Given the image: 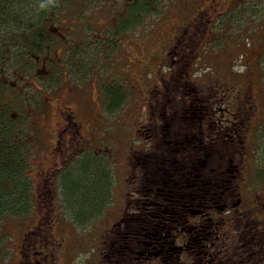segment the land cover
Segmentation results:
<instances>
[{
	"label": "flooded vegetation",
	"instance_id": "obj_1",
	"mask_svg": "<svg viewBox=\"0 0 264 264\" xmlns=\"http://www.w3.org/2000/svg\"><path fill=\"white\" fill-rule=\"evenodd\" d=\"M163 1L121 0L124 12L118 18L123 21L120 27L132 19V8L142 14L150 8L158 9ZM186 4L193 7L192 16L188 14L180 22L175 39L159 43L157 50L162 54L155 66L158 80L151 82L148 89L143 87L144 94L142 91L139 98V102L144 99L149 119L142 121L139 110L133 111L130 96L127 104L113 113L121 124L133 126L131 130L137 137H127L120 167L122 183L114 186L115 196L104 211L102 226L106 236L97 250V264H215L214 241L220 242L226 235L233 240V230L227 228L231 219L242 215L240 208L256 192V197L264 192V187L254 183L258 171L253 163L258 122L264 120V111L258 109L251 80L239 82L230 72L195 81L181 63L195 53L207 26L224 15L227 0H188ZM95 15L98 19L102 13ZM78 19L85 35L77 41L70 36L72 27L68 25L72 22L66 14L51 20V24L66 25L68 35L51 26L58 35L53 33L56 38L47 55L36 57L40 72L56 67L64 73L65 95L76 107L64 105L57 109L63 121L54 123L55 136H46L55 137L53 154L46 157L51 163L40 169L34 180L36 215L24 225L29 227L22 230L11 264H63L67 253L59 246L66 239L56 238L53 232L59 223L56 206L60 203L55 199L58 177L62 168L86 149L108 151L96 142L100 123L93 94H86L72 83L90 73L102 53L94 22L84 16ZM115 51L107 50L105 56L113 59ZM173 53H178L179 59L169 61ZM120 82L130 88V93L137 84L133 74L127 79L120 77ZM161 84L162 88L158 87ZM125 113L130 118L128 122L120 119ZM47 115L43 113V118ZM229 144L243 149L240 159L224 157V146ZM43 205L46 209L39 212L38 206ZM59 211L64 214L61 206ZM30 236L35 239L26 246ZM76 249L71 246L72 251ZM40 254V259L32 258ZM66 264L72 263L69 260Z\"/></svg>",
	"mask_w": 264,
	"mask_h": 264
},
{
	"label": "trees",
	"instance_id": "obj_2",
	"mask_svg": "<svg viewBox=\"0 0 264 264\" xmlns=\"http://www.w3.org/2000/svg\"><path fill=\"white\" fill-rule=\"evenodd\" d=\"M187 1L179 0V3L173 1L169 7L163 1L158 9L150 8L142 14H138L136 9L132 8V19L120 27L123 21H119L118 18L124 12L121 0H117V3L116 0H101L99 3L95 0H0V227L8 216L23 215L35 208L37 211L38 198L34 184L35 178H32L29 173L30 158L32 156L30 125L34 116L36 118L35 124L41 129L42 126L38 117L39 115L44 117L43 113L45 112L49 114L50 109L42 107L38 111L40 112L39 115L36 116L34 112L38 103L37 97L28 98L25 93L20 91L18 84H15L18 81L15 80L14 73L23 72L26 76L37 79V74H40V65L36 64L40 63H37L36 57L42 58L47 55L46 52L50 51V43L56 38L50 30L51 20H56L66 14L72 22L68 26L76 25V31L80 34L75 37L73 35L74 31H71L73 38L77 40L85 35L80 22L78 23V18L84 16V18H89L94 22L95 32L98 33L99 37V48L102 53L100 52L92 71L84 73L79 80L76 78L77 81L73 80L72 83L78 85L86 94H93L97 103L99 119L105 127L104 121L109 122L118 119L113 113L118 112L127 104L128 96H130L128 99L133 102L131 105L133 111L138 112L139 110L142 121L148 120L150 114L146 110L144 99L139 102V98L141 92L143 91L144 94L146 87L148 89L150 83L156 80V68L152 71L154 78H152L153 76L151 78L146 77L142 72L137 71L133 74L134 81L137 84L133 85V91L130 93V88L125 87L120 82V77L112 75L108 71V62L112 60V57L105 56L106 51L116 49L113 52L114 58L120 57L122 60L127 61L126 57L130 53L128 49L130 38L136 36L139 29L144 30L151 18L156 13H160L161 10H165L166 7L169 12L156 22L154 27L156 34L152 35V39L160 40L159 43L165 42L169 38V40L175 39L174 35L177 36V32H180L178 31L181 25L180 22H184L188 14L192 16L193 7H188ZM180 7L187 8L189 11L183 18L175 22L174 13L170 10ZM254 11L259 13L258 9ZM95 13H102V15L96 19ZM169 15L172 16L171 19ZM209 26H207V36L204 43L200 44L198 42L194 52L198 49V52H200L201 48L204 49L205 44L210 40L218 44L224 41H220V37L216 35V32L212 33V27ZM97 27L99 31H97ZM214 36L216 38L212 39ZM58 38L62 39V36H58ZM159 43L156 45V50L160 47ZM245 43L248 45L247 42ZM132 44L135 45L137 50H142L143 45L148 46V41L145 39ZM203 49L201 52H204ZM220 59L223 58L220 57ZM234 59L230 58L229 63H227L230 67L234 65H231ZM236 61L237 58L235 63ZM196 62L197 58L194 65ZM245 62H247L246 58ZM189 64L190 60L187 62V65ZM244 67L247 68L248 63H245ZM137 70L143 71L144 66L137 65ZM223 70L219 69L217 71ZM247 70L248 75L251 76L249 77L250 80L256 78L259 71L262 73L261 78L264 77V52L260 57V64H257V66L255 64L251 65ZM61 72V70L53 67L50 72H41L43 74H41V77L46 74L52 78L53 80L50 82L52 85L47 84L52 87L59 84L60 81L63 84L66 83L65 75ZM230 72L232 71L219 72L218 74ZM161 76L163 77V75ZM108 79H111L112 82H108ZM29 84L31 85V81ZM32 86L34 85L32 84ZM158 87L162 88V84ZM182 94L185 95L186 92H182ZM22 98L25 101H35V104L21 106L19 102ZM110 116H114V119L111 120ZM244 117L243 121L246 120V115ZM234 121L237 122L235 119ZM131 128L127 124L126 132L133 137H137ZM113 131V135L117 136L119 134L118 129ZM258 135L257 131L254 153L260 146L257 142ZM237 152H240V157L239 154L238 157L236 156ZM242 153V148H232L231 144L224 146V157L240 159ZM111 156L110 152L106 150L94 152L86 149L83 153L74 157L70 165L62 168L57 181L55 199L60 203L70 229L74 227L88 228L97 223L99 219H101L100 225H103L104 211L115 196V166L112 163ZM253 163L258 171L254 183L264 187L263 143L262 153L258 158H253ZM139 170H141L140 167ZM257 194L258 192L248 199V204L240 208L243 211L242 215L237 214V217L231 219L232 224L227 226L229 230H233V240H230L229 235H226L220 242L214 241L215 247L212 249L215 251V264H264V192L256 197ZM116 195L118 196V191H116ZM247 209L249 212L246 211ZM236 222L237 226L234 227ZM224 232H226L225 229ZM105 236L106 233H104L103 238ZM1 240L6 241L7 236L2 237ZM102 240L98 244V252ZM219 244H222V246ZM197 260L199 259L196 258Z\"/></svg>",
	"mask_w": 264,
	"mask_h": 264
},
{
	"label": "rangeland",
	"instance_id": "obj_3",
	"mask_svg": "<svg viewBox=\"0 0 264 264\" xmlns=\"http://www.w3.org/2000/svg\"><path fill=\"white\" fill-rule=\"evenodd\" d=\"M174 0H164L167 7L171 6ZM179 3V0L177 1ZM164 5V6H165ZM239 5H242L239 7ZM161 10L160 13H156L154 17L151 18V21L145 26L144 30L138 31L136 36L130 38L129 44V54L127 55V61L122 60L120 57L113 58L108 62V71L112 75L119 76L122 79H127V75L134 74L135 72H142L146 77L153 76V69L155 68L158 60V56L162 54L161 51L156 50V45L160 40L152 39V35L156 34L154 29L156 22L160 20L166 13L169 11ZM253 8V9H252ZM226 12L222 16H218L214 24L210 25L212 27V33L216 32V35L220 37L222 43H213L209 41L205 44V48H201L200 52L198 50L195 53H191L190 57H187L186 61L181 62L184 64V70L190 75L195 81H204L211 74H218L219 72L232 71L236 78L240 80H246L249 78V72L247 68L251 65L257 66L260 64V57L262 52H264V0H227L225 6ZM255 9L259 10V13H255ZM189 9L187 8H175L171 9L170 12L174 13L175 22L178 19L183 18ZM212 16V15H211ZM213 19V16H212ZM52 27H57L65 35L67 34L66 25H57L52 23L50 25V30ZM73 35L78 37L79 34L76 31V25L72 24ZM52 32V30H51ZM57 34V32H52ZM72 39V32L70 33ZM206 34L201 38L200 44L204 43ZM216 38L214 36L212 39ZM147 39L148 46H142V50H137L133 42L143 41ZM77 41V39H74ZM248 45H246V43ZM75 49L78 48L76 44ZM202 49L204 52H201ZM200 53V55H198ZM203 54V55H202ZM206 55V56H204ZM244 55V56H243ZM222 57L223 59H220ZM197 58V62L194 65V62ZM230 58H235L234 64L230 67L229 63ZM237 61L235 63V60ZM245 58L246 61L245 62ZM174 59H179V54L173 53L168 57L169 61ZM190 60V66L187 65V62ZM245 63H248V67H244ZM236 64V65H235ZM137 65H143L144 70H137ZM178 66V65H177ZM193 67V68H192ZM205 71L207 68H209ZM260 68V67H259ZM219 69H224L223 71H217ZM62 73V72H61ZM108 73V72H107ZM40 74H37V79L31 76H26L25 73L19 72L14 73L15 80L18 81L15 84H18V87L22 93H25L28 98L37 97L38 103L36 104V110L34 114L39 115L41 108L46 107L49 110V116L43 118L39 115L40 124L42 126L39 129L38 125L35 124L36 118L33 116L30 130H31V144H32V156L30 158V168L29 173L32 178H35V175L38 174V171L42 168L48 166L51 162L46 159L53 153L51 149L55 145V137L48 138V134H53L55 136L54 123L59 120L62 123V119L58 118V107L64 105L76 107L75 102L70 101L66 95L65 91L67 84L60 81L59 84L53 85L50 87L47 84L52 85V78L44 74L41 77ZM63 74V73H62ZM228 74V73H227ZM43 75V74H42ZM156 78L158 74L155 72ZM229 75V74H228ZM262 73L259 71V75L256 78L252 79L250 82L252 84V89L255 92L254 97L256 103L258 104V109L264 111V77L261 78ZM153 78V77H152ZM11 79V77H9ZM111 79H108V82ZM233 82H237L231 78ZM31 81V85L29 84ZM32 84L34 86H32ZM91 90V89H90ZM260 98V100H259ZM48 102V104H47ZM263 107H262V104ZM22 105H33L35 101H25L23 98L19 102ZM45 105V106H44ZM31 110V108H30ZM38 112V113H36ZM264 116V113H263ZM111 120L114 119V116H110ZM123 122L129 121V116L125 113L121 115L120 118ZM252 121V120H251ZM100 125V134L96 137V142L100 143L101 147L107 149L111 154L112 163L116 167V180L120 184L122 183V174L120 172V167L123 164V155L127 148V137L125 127L126 125L121 124L119 119L113 121L103 122L99 119ZM258 122V138L257 142L259 147L255 153V157L258 158L262 153V143L264 144V122ZM120 130L119 137H116L114 134V129ZM38 138V139H37ZM39 138H42L39 140ZM262 139V143H261ZM60 204H57L56 210L58 214V226L53 229L55 237L58 239H66V241L61 240L62 243L59 247H62V250L67 253L65 255L63 264H66L67 261H71L72 264H97V250L98 244L101 242L105 230L103 226L100 225L101 219L97 221L93 226L88 227L87 229L83 228H72L68 227L67 219L65 221V216L62 212L59 211ZM46 209V206H38L39 212H43ZM36 215V208L32 209L30 212L19 215V216H8L4 219L0 227V264H11L15 258V252L18 248L19 241L21 240L22 228L25 224L29 223ZM69 219V218H68ZM65 222V223H64ZM73 223V222H72ZM64 224V225H63ZM77 226V225H76ZM35 231V229H32ZM7 236V240H1L2 237ZM34 237H28L25 240L26 246L31 245ZM75 246L77 249L75 251L71 250V246ZM39 249V247H38ZM37 249V250H38ZM34 250V249H33ZM69 253V254H68ZM42 255H34L32 258L40 259Z\"/></svg>",
	"mask_w": 264,
	"mask_h": 264
}]
</instances>
